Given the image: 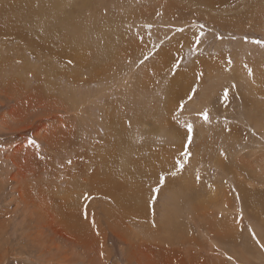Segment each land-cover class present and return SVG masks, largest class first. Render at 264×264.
Wrapping results in <instances>:
<instances>
[{
    "label": "rangeland",
    "instance_id": "374dc122",
    "mask_svg": "<svg viewBox=\"0 0 264 264\" xmlns=\"http://www.w3.org/2000/svg\"><path fill=\"white\" fill-rule=\"evenodd\" d=\"M256 41L264 0H0V264H264Z\"/></svg>",
    "mask_w": 264,
    "mask_h": 264
},
{
    "label": "snow or ice",
    "instance_id": "6c2138e0",
    "mask_svg": "<svg viewBox=\"0 0 264 264\" xmlns=\"http://www.w3.org/2000/svg\"><path fill=\"white\" fill-rule=\"evenodd\" d=\"M197 43H199V41H197ZM256 43H264V42L256 41ZM193 94H195V93L193 92ZM191 98H192V96H189V97H188L189 100H190ZM224 100H227V91H225V94H224ZM180 108H181V110L183 109V105H182V104L180 105ZM201 116H202V118H203V120H204L205 122L208 121V118H209V117H208V112H207V110H205L203 113H201ZM186 127H187L188 136H187V144H186L185 148L187 149V146L190 145V144L192 143V132H193V127H192L191 124L186 125ZM184 155H185V157L187 158V157L190 155V153H188L187 151H185V152H184ZM69 163H70V161H69ZM162 180H163V178H162ZM161 183H162V181H161ZM152 191L155 192V193H158V192L160 191V188H159V187H156V188L152 189ZM154 199H155V198H153V200H154Z\"/></svg>",
    "mask_w": 264,
    "mask_h": 264
},
{
    "label": "bare ground",
    "instance_id": "6f19581e",
    "mask_svg": "<svg viewBox=\"0 0 264 264\" xmlns=\"http://www.w3.org/2000/svg\"><path fill=\"white\" fill-rule=\"evenodd\" d=\"M157 75V74H156ZM167 91V90H166ZM169 92V91H168ZM170 93V92H169ZM170 95V94H169ZM178 95V94H177ZM171 101V100H170ZM164 106V105H163ZM166 106V105H165ZM101 174V173H100ZM113 178V177H112ZM114 179V178H113ZM112 182V181H111ZM111 182L110 183H108V184H111ZM116 182V181H115ZM117 196V195H116Z\"/></svg>",
    "mask_w": 264,
    "mask_h": 264
}]
</instances>
